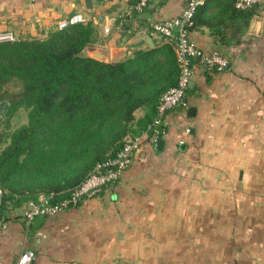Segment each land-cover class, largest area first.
<instances>
[{
  "label": "crops",
  "instance_id": "crops-1",
  "mask_svg": "<svg viewBox=\"0 0 264 264\" xmlns=\"http://www.w3.org/2000/svg\"><path fill=\"white\" fill-rule=\"evenodd\" d=\"M133 1L92 0L89 9L84 0H0V32L44 39L81 13L97 32L91 46L116 60L166 43L151 25L187 3L156 0L133 14ZM233 3L206 0L197 10L191 41L229 65L194 62L186 106L164 116L163 148H153L155 132L114 185L36 228L25 221L28 202L10 209L0 220V264H17L26 248L34 264H127V251L135 264H264V159L236 146L254 140L257 124L264 137V0L246 24Z\"/></svg>",
  "mask_w": 264,
  "mask_h": 264
},
{
  "label": "trees",
  "instance_id": "trees-1",
  "mask_svg": "<svg viewBox=\"0 0 264 264\" xmlns=\"http://www.w3.org/2000/svg\"><path fill=\"white\" fill-rule=\"evenodd\" d=\"M139 1L132 2L133 14L140 12ZM255 11L236 9L233 3L245 24ZM96 41V29L88 22L44 39L0 42V82H22L14 105L27 110L23 125L9 136L0 132V220L23 202L67 196L96 164L118 154L127 135L145 130L163 92L176 84L173 44L107 61L86 53ZM137 111L142 114L136 116ZM164 131V124L152 129L157 138Z\"/></svg>",
  "mask_w": 264,
  "mask_h": 264
},
{
  "label": "built area",
  "instance_id": "built-area-1",
  "mask_svg": "<svg viewBox=\"0 0 264 264\" xmlns=\"http://www.w3.org/2000/svg\"><path fill=\"white\" fill-rule=\"evenodd\" d=\"M156 0H140L137 10H142L149 3ZM206 0H187L180 14L171 19L155 22L151 25V34L163 42L173 44L179 66V75L174 86L168 88L161 95L157 114L145 130L139 134L127 135L122 149L114 158L96 164L87 176L67 196L56 202H50V197L41 196L38 201H29L24 212L27 225L35 217H46L57 214L68 208L76 207L86 198L99 194L105 187L114 185L121 174L131 165L136 152L144 148L145 144L154 141L152 132L154 126L164 123L165 114L175 108L185 107V94L192 77L193 59L197 58L208 69L222 71L229 65L228 58L219 52H207L197 47L190 39L191 27L198 8ZM263 0H234L236 9L245 10L261 4ZM86 18L81 13L61 19L57 23L59 30L85 22ZM175 27L177 29H175ZM105 31L108 29L105 28ZM16 37L11 32H0V42L13 41ZM3 190L0 187V203ZM35 252L26 248L22 250L17 259V264H34Z\"/></svg>",
  "mask_w": 264,
  "mask_h": 264
},
{
  "label": "rangeland",
  "instance_id": "rangeland-1",
  "mask_svg": "<svg viewBox=\"0 0 264 264\" xmlns=\"http://www.w3.org/2000/svg\"><path fill=\"white\" fill-rule=\"evenodd\" d=\"M23 92L22 82L17 79H10L0 82V103L7 102V109L3 115H0V132L4 136H9V133L27 121V110L23 106L15 107L14 103L21 97ZM255 129L256 137L253 141L240 142L236 144L237 148H254L256 152L264 159V137L260 135V129H263V125L257 124L252 128ZM264 164V162H261ZM131 241V238H128ZM129 243V242H128ZM132 254L127 251L126 258L127 264H135Z\"/></svg>",
  "mask_w": 264,
  "mask_h": 264
},
{
  "label": "water",
  "instance_id": "water-1",
  "mask_svg": "<svg viewBox=\"0 0 264 264\" xmlns=\"http://www.w3.org/2000/svg\"><path fill=\"white\" fill-rule=\"evenodd\" d=\"M85 2V5L87 8H91L92 7V0H84ZM175 29H177L175 27ZM149 40H151L150 37H148ZM86 51L94 58L96 59H99V60H105L106 57H107V50L104 49V48H100V47H96V46H88L86 48ZM191 82H189V85H190ZM7 105L8 103L7 102H2L0 103V115H3L4 112L6 111L7 109ZM192 111V108L190 109V112L191 113ZM163 145H164V140L161 139V138H158L156 139L154 142H153V148L157 151H160L162 148H163ZM140 155H146V152L143 151L140 153ZM44 221V218L43 217H35L33 220H32V225L33 227H38L42 222Z\"/></svg>",
  "mask_w": 264,
  "mask_h": 264
}]
</instances>
